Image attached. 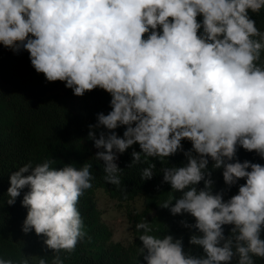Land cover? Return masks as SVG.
<instances>
[{
    "label": "clouds",
    "instance_id": "clouds-1",
    "mask_svg": "<svg viewBox=\"0 0 264 264\" xmlns=\"http://www.w3.org/2000/svg\"><path fill=\"white\" fill-rule=\"evenodd\" d=\"M262 9L264 0H0V44L27 51L37 73L64 82L75 96L97 88L111 95V111L98 113L88 133L107 183L120 186L117 154L133 145L141 151L131 153L129 167L141 154L161 161L185 156L182 166L161 169L162 183L180 196L160 207L194 218L180 223L201 254L186 251L182 237L150 235L142 221L135 227L143 230L146 264L264 258V165L237 158L243 148L264 159V32L249 15ZM121 126L122 137L115 132ZM185 140L192 145L187 151ZM55 163L29 162L12 172L7 204L27 188L22 231L45 236L53 252L70 253L86 235L77 204L92 187V164L57 169ZM155 167L144 168L141 179H152ZM217 169L228 189L245 181L227 200L224 189L213 190ZM52 264L63 260L57 255Z\"/></svg>",
    "mask_w": 264,
    "mask_h": 264
},
{
    "label": "trees",
    "instance_id": "trees-1",
    "mask_svg": "<svg viewBox=\"0 0 264 264\" xmlns=\"http://www.w3.org/2000/svg\"><path fill=\"white\" fill-rule=\"evenodd\" d=\"M249 15L255 20L256 27L264 32V9L258 14L249 12ZM260 63L264 65V52ZM110 101L111 95L100 88L86 92L82 97L75 96L64 82H48L42 73H37L27 51L21 49L16 53L0 44V259L12 260L13 264H21L27 259L29 264H38L39 259L44 258L47 264H52L58 255L63 264H146L140 253L142 242L139 236L143 230L138 232L135 227L142 221H147L152 228L150 235L182 237L186 251L190 249L193 254H201L198 246L189 245L191 230L180 223L181 220L194 223V218L188 214L173 216L169 209L160 207L170 198L174 203V199L180 196L169 184L162 183L161 169L186 163L182 152L163 161L141 154V162L129 167L131 153L141 151L138 144L133 145L123 154H117L116 163L123 169L119 174L120 186L105 181L103 162L95 159L98 150L88 139V133L89 125L96 124L98 113L111 111ZM124 131V126L115 130L121 137ZM182 144L185 151L192 147L187 140ZM237 158L241 162L248 160L264 165V159L243 148H238ZM52 159L56 161L53 167L57 169L67 164L77 168L84 163L92 164V187L84 191L77 204L86 235L70 253L63 250L53 252L45 245V236L36 235L34 230L27 234L22 231L27 209L22 207L21 201L27 188L21 191L14 205L7 204L10 174L26 163L35 166ZM150 164L156 165L154 176L144 181L141 179L142 170ZM212 179L215 182L213 190L224 189L226 200L237 194L239 184L245 183L240 180L228 189L222 169L214 170ZM198 187H203V182ZM97 189H104L121 202H130L137 197L143 200V209L130 214L133 240L128 244L112 240V231L104 222L97 204ZM224 228L227 235L231 226ZM261 238L264 239V229ZM253 260L254 264H264V258L253 257ZM232 264H236L235 258Z\"/></svg>",
    "mask_w": 264,
    "mask_h": 264
},
{
    "label": "rangeland",
    "instance_id": "rangeland-1",
    "mask_svg": "<svg viewBox=\"0 0 264 264\" xmlns=\"http://www.w3.org/2000/svg\"><path fill=\"white\" fill-rule=\"evenodd\" d=\"M95 197L102 212L104 222L112 231V240L128 244L133 240L130 214L143 209V200L140 197L130 202H121L112 198L104 189H97Z\"/></svg>",
    "mask_w": 264,
    "mask_h": 264
}]
</instances>
